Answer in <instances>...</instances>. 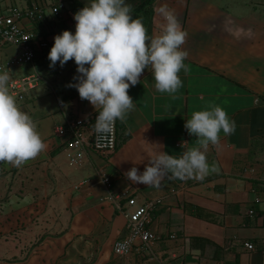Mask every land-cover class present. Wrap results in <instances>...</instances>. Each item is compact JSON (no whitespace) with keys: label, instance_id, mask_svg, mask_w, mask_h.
<instances>
[{"label":"crops","instance_id":"1","mask_svg":"<svg viewBox=\"0 0 264 264\" xmlns=\"http://www.w3.org/2000/svg\"><path fill=\"white\" fill-rule=\"evenodd\" d=\"M48 1L0 0V11L44 7ZM142 1L126 3L133 10ZM86 2L72 0L57 16L45 8L43 21H22L48 41L36 65L28 67H43L44 81L16 101L45 148L20 166L0 162V264H166L172 256L185 264H264V12L246 15L226 0H155L150 37L163 22L156 12L161 3L174 10L187 33L181 45L187 71L178 73L182 87L173 95L157 92L151 69H145L127 90L135 108L117 120L116 150L108 157L85 151L73 164L76 151L54 129L66 118H88L99 109L75 88L51 79L47 55L55 35L74 31L73 14ZM7 59L1 55L0 64ZM209 104L235 122L232 134L221 133L219 144L209 145L206 155L215 172L203 180L168 173L156 188L127 180L131 167L143 171L155 145L176 156L197 147L184 120ZM101 175L111 178L112 194L125 192L138 205L154 203L149 229L160 241L152 255L113 256L126 221L107 200Z\"/></svg>","mask_w":264,"mask_h":264},{"label":"clouds","instance_id":"2","mask_svg":"<svg viewBox=\"0 0 264 264\" xmlns=\"http://www.w3.org/2000/svg\"><path fill=\"white\" fill-rule=\"evenodd\" d=\"M131 12L126 0H87L73 14L74 31L63 30L55 35L47 55L49 67L57 62L62 67L70 59L76 65V82L68 87L75 88L80 99L99 109L94 128L100 135L134 110L135 103L127 90L140 82L145 69H151L155 90L169 95L182 87L178 73L187 71V53L181 50L187 33L174 10L167 3L156 8L163 22L152 37L146 34L142 19H134ZM10 78L8 69L0 70V162L20 166L42 152L45 144L32 118L18 107L10 93ZM183 127L196 138L197 147L176 156L155 145L143 171L138 173L135 166L131 167L124 173L127 180L156 188L168 173L169 178L203 180L210 171L215 172V164L210 165L206 155L209 145L217 146L221 133L232 134L235 122L219 105L209 104L193 111Z\"/></svg>","mask_w":264,"mask_h":264},{"label":"built area","instance_id":"3","mask_svg":"<svg viewBox=\"0 0 264 264\" xmlns=\"http://www.w3.org/2000/svg\"><path fill=\"white\" fill-rule=\"evenodd\" d=\"M70 1L72 0H49L44 4V7L34 5L32 9L27 10L15 7L8 12L0 13V44L17 47V52L0 64V70L6 68L11 71L19 67H34L38 58L48 47V41L33 29L26 28L22 23L23 19L31 17L35 21H43L45 8H48L51 15L57 16ZM39 67V69L9 81L10 93L16 101L23 102L27 92L44 81L43 67ZM95 116L96 113L88 118L69 117L63 124L54 129V133L59 137L67 136L69 147L76 151V156L71 160L73 164H79L85 151L108 157L116 150L117 121L108 133L100 135L94 128ZM99 180L107 192V200L122 212L126 221V235L113 243L112 254L117 257H125L132 253L152 255V247L160 241V236L149 229L152 213L155 209L154 203L148 201L138 205L135 199L125 192L112 194L110 177L101 175ZM87 182V180L80 182L73 187V190H78ZM121 202L124 203L125 209H122ZM168 238L174 239L175 236L170 234ZM244 247L248 250L253 248L248 243H245ZM171 258L166 264H185L173 256Z\"/></svg>","mask_w":264,"mask_h":264},{"label":"rangeland","instance_id":"4","mask_svg":"<svg viewBox=\"0 0 264 264\" xmlns=\"http://www.w3.org/2000/svg\"><path fill=\"white\" fill-rule=\"evenodd\" d=\"M226 1L231 2L233 6L239 7L240 10L244 12L243 14L246 15L253 12H255L256 14H260L261 12L262 13L264 12V0H226ZM0 13H2V10L0 11ZM15 52H17V47L7 44L4 45L0 44V57L2 55V60L4 57L7 56H9L10 58ZM38 64H41V62H39ZM48 68L50 69V73L53 74L51 79H54V82L56 83L64 82L65 85H67V87L70 83H74L73 77L75 74L76 66L71 60L65 62V64L62 67L59 65V62H57V64L54 67H49V64H47V69ZM29 72L30 70L28 67H19L12 69L10 71V77H11L10 79L12 80L19 78L22 75L28 74ZM68 89L71 90L73 89V87H68ZM57 229H58L57 227L54 228L55 231ZM113 256L117 258V256H115L114 254Z\"/></svg>","mask_w":264,"mask_h":264},{"label":"trees","instance_id":"5","mask_svg":"<svg viewBox=\"0 0 264 264\" xmlns=\"http://www.w3.org/2000/svg\"><path fill=\"white\" fill-rule=\"evenodd\" d=\"M155 0H143L132 10L131 15L135 18H141L146 29V34L150 37L151 18L153 14V3Z\"/></svg>","mask_w":264,"mask_h":264}]
</instances>
